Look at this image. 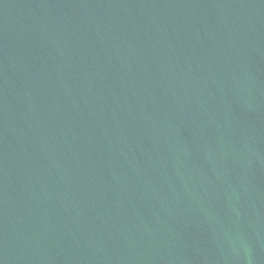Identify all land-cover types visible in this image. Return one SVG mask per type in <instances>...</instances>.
I'll return each instance as SVG.
<instances>
[{"label":"water","instance_id":"95a60500","mask_svg":"<svg viewBox=\"0 0 264 264\" xmlns=\"http://www.w3.org/2000/svg\"><path fill=\"white\" fill-rule=\"evenodd\" d=\"M0 264H264V0H0Z\"/></svg>","mask_w":264,"mask_h":264}]
</instances>
